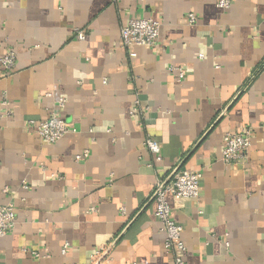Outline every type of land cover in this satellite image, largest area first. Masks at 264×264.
<instances>
[{
  "label": "crops",
  "instance_id": "obj_1",
  "mask_svg": "<svg viewBox=\"0 0 264 264\" xmlns=\"http://www.w3.org/2000/svg\"><path fill=\"white\" fill-rule=\"evenodd\" d=\"M144 16L162 22L156 45L123 46L122 26ZM9 49L0 204H16V227L0 238V264H176L154 184L177 168L203 172L199 199L168 196L185 264H264V0H0V58ZM52 113L74 129L56 143L27 124ZM246 125L248 155L226 165L224 135Z\"/></svg>",
  "mask_w": 264,
  "mask_h": 264
},
{
  "label": "built area",
  "instance_id": "obj_2",
  "mask_svg": "<svg viewBox=\"0 0 264 264\" xmlns=\"http://www.w3.org/2000/svg\"><path fill=\"white\" fill-rule=\"evenodd\" d=\"M219 8L228 9L232 5V0H217ZM190 23L198 20L194 12L188 14ZM162 22L154 17H134L130 18L121 28V44L125 47L134 45L155 46L161 37ZM80 39L85 38L83 31L78 32ZM17 53L14 49L7 50L0 58V65L5 76H10L16 69ZM170 71L175 74L178 80L185 77V71L176 65L170 66ZM51 95V94H48ZM66 98L58 99L59 106H64ZM2 105L5 114L9 115L10 102L7 93H4ZM28 127L42 140L48 143H56L67 133L74 130L70 123L62 116L52 115L47 118L36 120L31 118L27 122ZM253 130L250 126H243L238 131H229L224 135V145L222 150V160L226 165L244 160L252 146ZM144 147L155 156L156 161L163 159L161 141L153 136H148L144 142ZM90 150L85 149L75 156L76 161L87 159ZM203 172L188 168H180L173 173L169 179H157L154 184L155 215L161 223V230L166 234L165 248L173 254L176 264H185L187 246L183 239L184 226L178 223L173 217V207L169 201L170 194L182 198L199 199ZM7 190V189H6ZM16 227V204L9 202L0 204V238L12 232ZM69 243H65L62 252L65 254ZM107 247L101 246L94 253L93 261L101 257L107 251ZM24 252L30 251L36 257L43 254L36 250L23 248ZM103 261L93 262L101 264Z\"/></svg>",
  "mask_w": 264,
  "mask_h": 264
},
{
  "label": "water",
  "instance_id": "obj_3",
  "mask_svg": "<svg viewBox=\"0 0 264 264\" xmlns=\"http://www.w3.org/2000/svg\"><path fill=\"white\" fill-rule=\"evenodd\" d=\"M178 170V168L175 170V172Z\"/></svg>",
  "mask_w": 264,
  "mask_h": 264
}]
</instances>
